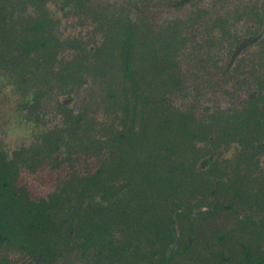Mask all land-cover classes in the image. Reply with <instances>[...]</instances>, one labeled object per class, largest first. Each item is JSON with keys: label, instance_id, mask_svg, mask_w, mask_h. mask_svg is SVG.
Listing matches in <instances>:
<instances>
[{"label": "rangeland", "instance_id": "rangeland-1", "mask_svg": "<svg viewBox=\"0 0 264 264\" xmlns=\"http://www.w3.org/2000/svg\"><path fill=\"white\" fill-rule=\"evenodd\" d=\"M43 1L51 30L62 45L50 67L36 54L24 57L18 46L29 20L39 13L37 0H8L11 12L21 6V15H10L6 28L0 27V148L8 152L40 149L52 136L61 143L54 157L58 166L46 159L35 168L22 169L19 181L33 198L56 189L72 174L94 172L101 163L121 168L108 177L114 188L128 180L134 182L136 163L145 162L149 151L154 156L160 152L162 138L184 146L185 150L173 154L176 160H189V144H183L175 126L182 114L205 125L211 123V114L242 108L254 96L264 106V0ZM125 20L130 21L136 39L128 64L130 78L120 55L124 34L115 55L108 58L107 48L118 21ZM70 60L81 62L78 67L88 63L87 71L72 75L80 80L71 79L63 70ZM74 119L77 127L71 125ZM127 128L152 132L151 142L144 147V140L141 147L137 142L138 148L131 142L114 143L112 134ZM216 129L213 124L210 133L215 139L221 135ZM170 134L176 140H170ZM196 144L206 146L205 141ZM254 144L248 145L253 160L240 161L239 175L250 192L256 193L264 181V139ZM217 145L219 152L212 153L218 168L232 170L239 146L225 145L224 140ZM208 156L199 160L203 169L208 168L204 163ZM99 193L96 190L87 202L93 210L102 204ZM183 198L194 213L202 212L201 200H207L192 192ZM231 222V227H217L216 234L203 224L198 228L204 233L206 241L202 242L218 241V237L225 242L226 252L233 255L227 264H243L240 242L244 236L236 231V222ZM203 247L197 245L174 264H217L209 256L219 247ZM8 252L9 248L2 249ZM9 255L12 260L24 259L21 249L14 248ZM66 259L59 264H79L73 255Z\"/></svg>", "mask_w": 264, "mask_h": 264}, {"label": "flooded vegetation", "instance_id": "flooded-vegetation-1", "mask_svg": "<svg viewBox=\"0 0 264 264\" xmlns=\"http://www.w3.org/2000/svg\"><path fill=\"white\" fill-rule=\"evenodd\" d=\"M37 2L39 13L35 18L29 20L31 21L29 24L42 21L38 35L52 37L51 42L47 43L45 47H42L39 50L24 49V37L21 38L19 36L18 46L24 57L26 56L30 58L34 57L36 54V57H40L41 60L44 61V64L47 67H50L52 63L57 61L56 55L60 52L62 45L58 37L51 30L52 23L49 14L43 8L44 1L37 0ZM20 8L21 6H18L17 10L15 9L11 12L8 0H0V27L2 29L6 28L8 25V17L10 15H12L10 17H13L15 14L21 15ZM129 20L126 22V25L128 24V26L131 24ZM119 28L120 25L118 23L113 34L110 36V42L108 41V43H110L107 47L110 50L108 58L115 53V48L119 46L121 37L117 32L119 31ZM72 46L75 45L72 44ZM43 52L46 54L41 56ZM84 60L85 58L83 61ZM77 63L80 64L81 62L77 61L71 63V60L70 62L66 61V66L63 68L67 73L66 75L70 77L74 73H79L78 70H88V63L85 64L83 62L81 67H78ZM71 64L73 65L70 70ZM72 78L73 76L71 79ZM75 79L80 80V77L78 78V76H75ZM259 98V96H254L250 98L242 108L233 111H219L213 113L211 114V123L205 125H203L204 123H197L191 115L182 114L183 119H177V124L185 122L187 125L190 124V128L192 129L200 128V132L195 134L193 139L189 137L186 138L181 133L180 134L183 144H189L187 148L190 149V153L195 151L200 154V158L209 155L204 161L205 166H208L207 169H203L204 165L199 166L198 163L200 159L197 162V166L206 171L203 177L208 182V192H199L198 194H196L197 192H192L195 196L203 195L207 200H201L202 203L205 201V204L201 203V205H203L201 208L202 212L194 213L183 198L184 202L180 203V206L187 208L178 209L179 212H184L178 219L173 214V219L176 223H172L170 227L173 232L174 241L169 245L165 239L158 241L150 230H145L144 234L138 233L140 230L138 220L143 219V214L141 209H139L140 206H136L135 212H131V217L129 218L130 223L128 225H124L123 221L121 222V220L117 218L112 231L120 242H123L124 245L127 244L128 246L127 256H124V259L126 258V264H139L133 259V256H136L135 247L137 244H140L141 247L145 249L141 254L146 257V264H174L177 257L180 255H189L199 244H204L203 248L209 247L210 245L218 246V250L214 251L209 258L211 261H218L217 264H227L226 262H230L233 255L231 252H226V247L224 246L225 242L221 240L220 237L217 238L218 241L211 240L202 242L206 240H203L205 239L203 238L204 233H202V230L200 231L198 227L200 224H203L205 227L207 226L211 229L212 234H216L219 232L217 231V227L220 229L228 228L230 225L232 226V220L236 222V231L241 232L242 238L244 236V240L240 242L242 254L241 260L243 264H264V181L259 184L256 193L250 192L245 178H243V181L242 177L239 175L240 171H242L240 161L243 160L246 163H250L253 160L252 154H249L248 152V145H253L257 140L264 139V106L259 102ZM258 108L263 113H255V110ZM171 121L174 123V120ZM235 121L244 122L243 136H240L239 138L234 135V132L228 130L234 126L233 123ZM213 124L214 126H217L216 130L221 134L220 136H217L216 139L214 136H211L210 133ZM71 125L77 127L79 125L77 119H74ZM175 126L179 129V125ZM203 126L206 127L207 130L202 128ZM115 133H118L121 139L117 142L114 141L116 144L131 142L135 148H138L142 139L145 143L143 146L139 145V147L147 146L146 144L149 141L151 142L150 139H147L146 137L143 138L144 133L142 134V131L137 132L135 128L122 129L113 134ZM138 135L141 137L137 138ZM173 136L174 134L169 135L170 140H176ZM241 137L243 139H240ZM197 140L205 141V148H198L196 144ZM218 140H224L225 145L235 143L239 146L235 155L237 157L234 159V164L231 166L232 170L231 168H218L219 166L216 163L217 157L212 153V151L217 152L219 149V146L217 145ZM174 143V146L176 147V151L174 152L185 150L184 146H180V144H177L176 142ZM210 145H212V147L208 148ZM38 147H40V149L28 150L27 148H24L16 152H8L4 148H0V264H59L62 259L67 260V256L70 257L71 255L74 256V259H76L79 264H123L122 260H118L117 258H114L113 261H107L105 251L95 248L92 243L88 244L81 237L74 234L73 229L62 225L63 222L60 219L61 215H58L55 212V198L57 197V193L60 192V188L63 187H65L66 196L73 201L81 196L82 198L85 196L84 201L80 203L81 207L88 206V200L93 198L96 190L100 191L99 198L102 204H99L96 210H93L89 205V210L92 211V213L98 211V209L100 212L106 211L107 207L112 205L113 202L120 201L119 199L122 196H128V202L131 206H135L138 200H147L145 203L148 202L147 204L150 208L144 210L147 214L145 215V221L147 220L148 222H151V217L154 213L166 217L168 212L167 199L169 194L167 192L152 193V186L146 185L138 177L141 168H143L142 165L145 169L152 165V159L154 157L152 151L145 154L146 157H149L145 162L136 163L137 167L134 168L135 176L133 180L135 183L130 182L131 188L126 185L129 180L118 188H114L110 185L108 181L109 175L112 172H121V168L115 164L107 165L101 163L94 172L87 174H72L69 178L62 180V183H60L56 189L51 190L39 198H33L30 196L27 187L19 181L22 169L26 167L28 169L35 168L37 163L46 159L52 161L54 166H58L60 163L57 160V162L54 161L55 153L61 148L59 139L52 136L44 145ZM160 150L166 152L169 151L163 146H161ZM210 151L211 153H209ZM137 158L140 160V155ZM65 161L68 162L67 159ZM158 162L159 161L156 163L159 164ZM167 162L168 160L162 159L163 164L167 165ZM110 166L111 169L106 172L105 168H109ZM165 168L167 169V167ZM161 171L163 172L161 174V179L166 182L167 174L164 169ZM217 172H219L218 176ZM230 172L233 173L234 176H231ZM96 174L99 176L97 177V180L101 179V183H97L92 191L89 192V189L84 186V183L89 179V176H95ZM105 175L107 185H110L111 189L115 192L112 197L107 196L104 192ZM137 184L145 186V191L141 190L137 192L136 190L135 192L134 189ZM185 194L186 192L180 194L179 197H184ZM41 202H43L44 205L41 212L43 211V214L45 215L47 213L52 215L46 226H40L38 224L34 225L32 223L34 220L33 216H35L38 211H32L29 209L27 211L25 210V204L31 203V205H38ZM47 203H49L48 205L50 208H47ZM194 205L195 204L191 203V206ZM130 211L131 209L129 208V212ZM123 220H125V218ZM215 222H218L219 226H216ZM211 237L214 238L216 235H211ZM180 238L184 241H188V244L178 250L177 247ZM4 247L9 248L8 254L2 253ZM14 248L21 249V255L24 256L23 260H12L10 258L9 253ZM157 249L160 254L154 256L153 251H156ZM163 254H165L164 257Z\"/></svg>", "mask_w": 264, "mask_h": 264}, {"label": "trees", "instance_id": "trees-1", "mask_svg": "<svg viewBox=\"0 0 264 264\" xmlns=\"http://www.w3.org/2000/svg\"><path fill=\"white\" fill-rule=\"evenodd\" d=\"M126 22L127 20L118 22L120 28L117 32L120 36L124 34V42L121 45L120 55L123 59L124 73L130 78L131 67L128 66V64L135 53L136 39L135 34L132 33V27L128 26V24L126 25ZM41 23L42 21H37L26 25L27 29L23 36L25 41L24 49L39 50L40 48L45 47L47 43L51 42L52 37H43L38 35V31H40L39 27L42 25ZM73 78L75 80V76H73ZM259 112L263 113L264 111L262 112L259 108L255 110V113ZM243 123L244 122L235 121L233 123L234 126L228 130L234 132V135L239 138L240 136H243ZM178 125L180 133L186 138L189 137L193 139L194 135L200 132V128L192 129L190 128V124L187 125L185 122H181ZM151 135L152 132H145L143 134V138L146 137L147 139H151ZM140 137L141 136L139 135L137 136V138ZM240 139L243 138L241 137ZM120 140L121 139L118 133L112 134L113 142ZM161 146L168 149L169 151L166 152L160 150V152H158L155 156L153 155L154 157L152 159V165L146 169L142 165L143 168H141V172H139L138 177L146 185L152 186V193L167 192L169 194L167 199L168 212L166 217H162L160 214L154 213L151 217V222H148L147 220L145 221V215L147 214L144 212V210L150 208L147 204L148 202L145 203L147 201L145 199L141 201L138 200L135 206H131L128 202L127 196H122L119 199L120 201L113 202L112 205L107 207L106 211L100 212L98 209V211L92 213L88 206H80V203L84 201L85 196L83 198L81 196L77 200L73 201L66 196L65 187L60 188V192L57 193V197L55 198V212L58 215H61L60 219L63 222L62 225L73 229L74 234L81 237L88 244L92 243L95 248L105 251L107 261H113L114 258H117L118 260L121 259L123 264H126V258L124 259V256H127L128 246L127 244L124 245L123 242H120L115 233L112 231L117 218L120 219L121 222L123 221L124 225H128L130 223L129 218L131 217V212H135V207L140 206L139 209H141L143 219L138 220V224L140 225V230L138 233L144 234L145 230H150L158 241L165 239L169 245L174 241L173 232L170 227L172 223H176V221L173 219V214L178 219L184 213L183 211L179 212L178 209L187 208L180 206V203H183L184 199L181 196L179 197V195L185 192H196L199 190H202L201 192H208V182L203 177L206 171L197 166V162L200 159V154L192 151L190 153L191 158L189 160L184 158L176 160L177 158H174L173 156L175 153L174 151H176V147L174 146L173 142H165L164 138H162ZM162 159L168 160L167 165L162 163ZM157 161H159V164L156 163ZM165 167H167V169ZM105 169V171L108 172L111 169V166L109 168L106 167ZM162 169H164L167 174L166 182L162 181L161 179V174L163 173L161 171ZM97 177H99L97 174L95 176L92 175L89 176V179L85 181L84 186L89 189V192L92 191L93 187H95L97 183H101V179L97 180ZM126 185L131 188L130 182L126 183ZM134 190L135 192L136 190L137 192L141 190L145 191V186L137 184ZM104 192L109 197H112L115 194L110 185H107L106 175ZM48 204L49 203H47V208H50ZM43 206V202L39 203L38 205H31V203L25 204L26 211L28 209L32 211H38V213L33 216L34 220L32 223L34 225H48V220L52 215L49 213L46 215L43 214V211L41 212V210H43ZM129 208L131 209L130 212ZM124 218L125 220H123ZM187 244L188 241H184L182 238H180L177 249L179 250L181 247H184ZM135 248L136 256H133V259H135L139 264H146V257L141 254V252L145 249L142 248L140 244H137ZM153 254L155 256L156 254H160V252L157 249L156 251H153ZM164 256L165 254H163V257Z\"/></svg>", "mask_w": 264, "mask_h": 264}]
</instances>
